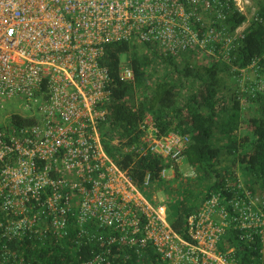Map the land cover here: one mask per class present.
<instances>
[{
	"label": "built area",
	"instance_id": "obj_1",
	"mask_svg": "<svg viewBox=\"0 0 264 264\" xmlns=\"http://www.w3.org/2000/svg\"><path fill=\"white\" fill-rule=\"evenodd\" d=\"M249 4L0 0V264L9 253L5 241L25 236L58 241L72 217L77 236L90 235L103 245V255L85 264H108L104 254L113 258L112 246L136 253L150 246L162 264H264V197L240 180L227 183L205 197L178 232L167 221L164 199L149 190L151 174L138 187L129 170L108 156L99 129L110 96L108 44H154L175 56L204 51L224 37L230 5L244 12ZM241 31L228 33V42ZM118 75L134 79L125 61ZM188 141L187 134L162 133L148 114L127 147L167 161L160 175L169 178ZM90 225L106 232L88 230ZM230 231L257 255L240 261L235 246L225 241Z\"/></svg>",
	"mask_w": 264,
	"mask_h": 264
},
{
	"label": "trees",
	"instance_id": "obj_2",
	"mask_svg": "<svg viewBox=\"0 0 264 264\" xmlns=\"http://www.w3.org/2000/svg\"><path fill=\"white\" fill-rule=\"evenodd\" d=\"M261 2L250 18L230 5L223 20L224 37L209 43L204 51L193 48L175 56L154 44L113 42L106 46L104 62L111 80L107 116L99 126L101 143L112 161L129 170L138 187L143 175L151 174L149 190L163 191L167 221L178 232L184 230L187 216L202 200L227 183L240 180L252 194L264 197ZM244 24L237 39L228 42V33ZM209 48L212 53L205 52ZM125 54V62L134 72L130 81L118 75ZM258 82L261 88H257ZM148 114L162 133L175 131L189 136L182 155L193 176L183 177L174 163L172 178L177 182L169 184L170 177L160 175L161 168L169 165L167 161L151 153L138 156L128 149L137 140L138 122ZM72 220L67 235L58 241L34 236L5 241L9 250L5 264H85L97 254L102 256L103 245L90 235L77 236ZM88 230L106 232L94 225ZM225 241L235 246L240 261L257 255L235 231L228 232ZM111 253H115L113 258L104 254L108 264H162L150 246L141 253L112 246Z\"/></svg>",
	"mask_w": 264,
	"mask_h": 264
},
{
	"label": "rangeland",
	"instance_id": "obj_3",
	"mask_svg": "<svg viewBox=\"0 0 264 264\" xmlns=\"http://www.w3.org/2000/svg\"><path fill=\"white\" fill-rule=\"evenodd\" d=\"M259 1H263L264 2V0H250V4H249V6H246L245 8H244V12L246 13V16L248 17V18H250L253 14H254V11L256 10V8H257V6H258V4H259ZM263 2H261V3H263ZM243 26H245V24L243 25ZM243 26L242 27H240V29L241 28H243ZM122 60L123 61H127L128 60V55L127 54H125V55H123L122 56ZM14 107L16 108V107H18L16 104L14 105ZM178 170L182 173V176L184 177V176H187V177H189V176H193V175H191L190 173H189V169H188V165L186 164V162H185V160L184 159H182L179 163H178ZM168 175H169V177H170V179H169V184H175L176 182H177V180H175L174 178H172V175H170L171 173H167ZM152 192H155V196L157 197H161V198H165L164 197V195L165 194H163V191L161 190L160 192H156V191H152Z\"/></svg>",
	"mask_w": 264,
	"mask_h": 264
},
{
	"label": "clouds",
	"instance_id": "obj_4",
	"mask_svg": "<svg viewBox=\"0 0 264 264\" xmlns=\"http://www.w3.org/2000/svg\"><path fill=\"white\" fill-rule=\"evenodd\" d=\"M249 6V5H248ZM245 13V12H244ZM239 27H242V26H239ZM244 27V26H243ZM243 29V28H242Z\"/></svg>",
	"mask_w": 264,
	"mask_h": 264
}]
</instances>
